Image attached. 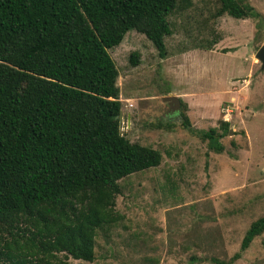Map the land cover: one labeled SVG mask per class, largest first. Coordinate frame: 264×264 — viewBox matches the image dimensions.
<instances>
[{
	"label": "trees",
	"instance_id": "16d2710c",
	"mask_svg": "<svg viewBox=\"0 0 264 264\" xmlns=\"http://www.w3.org/2000/svg\"><path fill=\"white\" fill-rule=\"evenodd\" d=\"M212 16L258 17L250 5L217 0ZM190 0H0V264L92 261L95 236L119 221L118 180L155 167L161 155L119 130L117 70L108 49L129 30L158 56L169 15ZM210 39L204 48L210 49ZM137 60L129 54L130 63ZM181 124L207 147L220 132ZM264 231V214L244 231L235 260Z\"/></svg>",
	"mask_w": 264,
	"mask_h": 264
},
{
	"label": "rangeland",
	"instance_id": "374dc122",
	"mask_svg": "<svg viewBox=\"0 0 264 264\" xmlns=\"http://www.w3.org/2000/svg\"><path fill=\"white\" fill-rule=\"evenodd\" d=\"M237 1L258 17L212 16L217 0L174 10L163 57L134 30L108 49L119 130L161 159L118 180L121 218L97 230L93 260L58 254L59 264H218L239 251L249 223L264 214V68L254 57L264 43V0ZM166 95L177 97L176 112L167 114ZM182 115L200 130L220 132L227 122L222 150L184 128ZM229 264H264V231Z\"/></svg>",
	"mask_w": 264,
	"mask_h": 264
},
{
	"label": "water",
	"instance_id": "95a60500",
	"mask_svg": "<svg viewBox=\"0 0 264 264\" xmlns=\"http://www.w3.org/2000/svg\"><path fill=\"white\" fill-rule=\"evenodd\" d=\"M254 57L259 62L260 69L264 68V43L260 44L254 52ZM161 101L168 105L167 114L176 112L179 108V101L174 95H166L161 97Z\"/></svg>",
	"mask_w": 264,
	"mask_h": 264
},
{
	"label": "built area",
	"instance_id": "2783aa9c",
	"mask_svg": "<svg viewBox=\"0 0 264 264\" xmlns=\"http://www.w3.org/2000/svg\"><path fill=\"white\" fill-rule=\"evenodd\" d=\"M225 110H227V109H225Z\"/></svg>",
	"mask_w": 264,
	"mask_h": 264
}]
</instances>
